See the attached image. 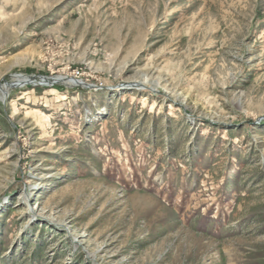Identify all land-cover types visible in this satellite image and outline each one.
<instances>
[{
    "label": "rangeland",
    "instance_id": "374dc122",
    "mask_svg": "<svg viewBox=\"0 0 264 264\" xmlns=\"http://www.w3.org/2000/svg\"><path fill=\"white\" fill-rule=\"evenodd\" d=\"M0 264H264V0H0Z\"/></svg>",
    "mask_w": 264,
    "mask_h": 264
},
{
    "label": "bare ground",
    "instance_id": "6f19581e",
    "mask_svg": "<svg viewBox=\"0 0 264 264\" xmlns=\"http://www.w3.org/2000/svg\"><path fill=\"white\" fill-rule=\"evenodd\" d=\"M30 78L31 77H29V76H26V75H24V76H20L19 77V83H25L27 80H30ZM59 80H69V82H70V79H66L65 77H62V76H58V77H56V79H54V80H52V82H58Z\"/></svg>",
    "mask_w": 264,
    "mask_h": 264
},
{
    "label": "water",
    "instance_id": "95a60500",
    "mask_svg": "<svg viewBox=\"0 0 264 264\" xmlns=\"http://www.w3.org/2000/svg\"><path fill=\"white\" fill-rule=\"evenodd\" d=\"M46 82L47 83H57V82H52L50 80H47ZM7 86H16V84L14 82H11V83H7Z\"/></svg>",
    "mask_w": 264,
    "mask_h": 264
},
{
    "label": "built area",
    "instance_id": "2783aa9c",
    "mask_svg": "<svg viewBox=\"0 0 264 264\" xmlns=\"http://www.w3.org/2000/svg\"><path fill=\"white\" fill-rule=\"evenodd\" d=\"M80 73H81V72H80L79 70H74V71H73L74 76L77 77V78H79V74H80Z\"/></svg>",
    "mask_w": 264,
    "mask_h": 264
}]
</instances>
